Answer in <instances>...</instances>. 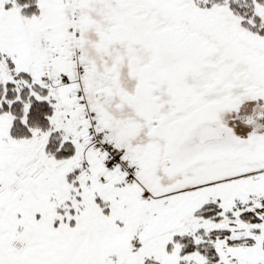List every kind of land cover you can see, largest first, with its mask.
Instances as JSON below:
<instances>
[{
	"label": "snow or ice",
	"instance_id": "6c2138e0",
	"mask_svg": "<svg viewBox=\"0 0 264 264\" xmlns=\"http://www.w3.org/2000/svg\"><path fill=\"white\" fill-rule=\"evenodd\" d=\"M0 264H264V0H0Z\"/></svg>",
	"mask_w": 264,
	"mask_h": 264
}]
</instances>
